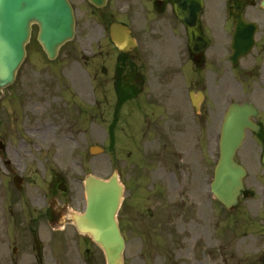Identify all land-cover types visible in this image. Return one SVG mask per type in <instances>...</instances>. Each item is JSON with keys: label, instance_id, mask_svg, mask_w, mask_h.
Returning <instances> with one entry per match:
<instances>
[{"label": "rangeland", "instance_id": "374dc122", "mask_svg": "<svg viewBox=\"0 0 264 264\" xmlns=\"http://www.w3.org/2000/svg\"><path fill=\"white\" fill-rule=\"evenodd\" d=\"M221 1L208 2L209 9L219 13L214 20L218 27L225 18ZM70 2L76 18L74 40L56 62H48L37 49L34 29L15 83L0 94V140L10 141L13 149L8 155L12 165L0 167V264H11L16 258L12 248L32 232L42 240L45 264H106L97 247L83 253L93 246L75 240L76 230L68 222L84 207L85 177L107 179L115 171L125 187L118 219L126 234V264L132 259L131 264H189L186 234H206L230 245L224 252L227 261L208 247V264H264V195L258 185L264 183V174L256 167L253 135L247 136L238 160L248 169L245 187L255 195L242 198L231 211L208 190L218 156L219 122L216 114L210 115L213 109L206 111L201 137L200 127H192L191 135L176 138L174 133L184 127H174L175 140L162 143L153 141L156 123L127 125L128 113L120 108L110 140L114 95L108 89H91L89 73L112 64L117 52L108 43V24L99 13L83 0ZM139 8L137 0H109L106 11L112 13L109 19L130 26L138 42L136 60L145 69L168 75L173 60L168 15L151 29ZM95 99L97 109L92 107ZM91 146L103 152L90 153ZM12 174L24 178L20 191L2 178ZM61 182L66 194L56 187L52 191L51 186ZM25 252L32 253L27 243L17 255L18 263L34 264Z\"/></svg>", "mask_w": 264, "mask_h": 264}, {"label": "flooded vegetation", "instance_id": "af4514ba", "mask_svg": "<svg viewBox=\"0 0 264 264\" xmlns=\"http://www.w3.org/2000/svg\"><path fill=\"white\" fill-rule=\"evenodd\" d=\"M204 1V8L199 17V31L203 38L207 40V46L199 53H194L187 43V26L176 15V9L184 6L182 0H138V6L142 14L151 15L148 23L151 28L157 27L161 20L160 16L168 14V26L172 32L171 37L174 42L175 55L172 57V69L168 75H159V72L151 67L144 69L141 61L135 60L136 56H127L121 60L118 67H114L109 74L105 67L99 71L104 76L101 78L103 85H109L113 90H117L125 96H144V103L140 109L147 116L148 110H152V120L146 121L147 126L156 123L159 127L155 135L157 141L169 140L173 134L174 127H184V131H177L174 137L191 135L192 127H200L199 137L202 128L205 127L207 109H213L216 119L222 117V106L225 99H235L238 95L248 96L245 102L251 103L259 111L264 110V0H228L226 11L230 17L228 29L224 25L214 24L215 13L208 7L209 0ZM241 11L250 25V49L248 55L239 60L235 69L231 68V50L225 38L229 36L234 28L232 11ZM186 39V49L180 52L177 48L179 38ZM236 71V74L234 73ZM93 79L97 78L98 72L93 71ZM191 91L201 92L204 96L208 95V100L203 96L199 104L198 112L191 114L185 105V97ZM130 98L128 101H133ZM260 118V119H259ZM263 130L264 116L258 115L255 121ZM172 128V130L170 129ZM263 140V137L260 136ZM175 139V138H174ZM201 150V146H197ZM264 146L261 148L263 151ZM0 159L2 152H9V145L0 148ZM159 154V153H158ZM10 163L6 158L3 164ZM248 195V192L245 193ZM126 236V234H124ZM35 237L38 240V251L35 248ZM26 239V241H25ZM75 240L81 239L84 244L93 247L85 248L84 253L95 249L94 243L86 236L75 234ZM126 241V240H125ZM186 256L189 264H208L206 260L207 249L214 248L220 252L227 251L230 245L222 247L216 245L215 238L208 239L206 234H186ZM27 243L32 253H26L34 264H45L43 257V244L38 234H27L24 240L18 242L19 246H14L12 253L16 258H12L11 264L18 263L21 256V249ZM33 244V246H32ZM233 253V251H231ZM213 255V252H211ZM233 257V254H232ZM139 258H135V261ZM143 259V256H141ZM227 260V258L225 259ZM134 259L130 261L131 264ZM47 264V262H46ZM123 264H126L125 261Z\"/></svg>", "mask_w": 264, "mask_h": 264}, {"label": "water", "instance_id": "95a60500", "mask_svg": "<svg viewBox=\"0 0 264 264\" xmlns=\"http://www.w3.org/2000/svg\"><path fill=\"white\" fill-rule=\"evenodd\" d=\"M103 1L97 0L95 4L101 5ZM190 2L195 5L198 0ZM180 16L184 17L182 14ZM237 23L238 33L246 31L247 25L240 17H237ZM32 25L38 27L36 40L48 59L52 60L59 48L74 36L73 10L67 0H0V88L14 81L25 58V45L29 42ZM189 32L192 45H197L196 30L190 28ZM110 35L114 45L124 52L134 46L129 30L121 24H112ZM245 43L246 40L240 42V37H237V48L246 47ZM252 113L254 110L248 105H232L222 125L220 156L211 191L227 209L236 205L237 196L242 190L241 179L245 172L234 163L233 156L242 144L245 129H256L249 121ZM85 192V212L74 215L73 222L79 233L90 235L103 249L107 264H121L123 240L116 214L122 187L117 174L114 173L108 181L88 176L85 179Z\"/></svg>", "mask_w": 264, "mask_h": 264}]
</instances>
